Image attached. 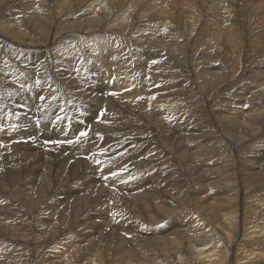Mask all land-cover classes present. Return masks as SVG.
I'll use <instances>...</instances> for the list:
<instances>
[{"label": "bare ground", "instance_id": "bare-ground-1", "mask_svg": "<svg viewBox=\"0 0 264 264\" xmlns=\"http://www.w3.org/2000/svg\"><path fill=\"white\" fill-rule=\"evenodd\" d=\"M23 1L24 0H0V38H5V39L9 38L12 43L17 44V45L11 44L12 46H15L13 49L14 51H12L13 53H17L18 49H25V48L27 52L30 53L31 50H33L35 47L38 46V42L41 39V37L44 40H46L45 47L36 48V51L38 52H33L31 58L37 61L34 64L35 67L39 68L42 67L44 64L43 61H39L41 58V54L44 52V50L48 54H50L51 51H54V57L51 59L53 61L51 67H49L48 70L35 72V74H41L40 77L44 83L42 89L43 92L54 90L56 92L59 91L65 94L73 84V81H77L79 79L80 81H82L81 86L78 87L79 90L78 95L70 94L67 95L63 101L56 102L55 100H53L50 102L51 111L47 113V115H49L50 117L47 118H50L49 120L54 121L56 118H58L57 115L59 114V112H62L63 114H66L67 117L65 118L62 117V119H60L57 125H61L69 120L75 123V126L80 125V123H87V122L92 123L94 127L91 128L93 129V132L88 137L89 149L84 148L83 146L80 145L77 146L79 147L77 149L81 148L82 154H85L84 152H87V154L85 155L86 157L92 158L93 156H97L98 158H112V159L114 158L115 160L118 158H124L125 146L130 145V143L132 142L131 141L125 142V140L123 141V139L120 138L118 139L116 137L118 136L116 135L117 133L111 134L110 129L99 126V123H97V118L100 117L101 119V117H103L102 121L105 120L111 121L113 127L120 128L121 130L120 135H121V133L123 132L122 130H124L123 129L124 127L125 130L129 128V126L133 127V124H131L133 123L131 122L133 118L131 119V117H128L129 116L128 114L132 116L128 110H130L129 108L132 109L136 108L132 106L134 102L137 104L136 100H134L135 99L134 97H138L141 94H143L140 93V90L141 91L145 90V92H148L153 95H157L154 96L157 98L151 100L152 103H150L149 101L151 98L146 101H140V102L139 99L136 98L138 99L139 102L137 108L139 107L153 108V109H157L159 113L160 112L161 113L160 115L159 114L153 115L152 119L151 117H149V120L151 119L149 123L147 124L143 123L144 125L141 124L140 127L138 128L145 131L150 130V132L148 133L150 137L142 136L143 133H141L142 137L139 138L138 136L140 135L139 134L140 132L135 133L137 129L133 131L134 134L136 135L138 134L137 135L138 139L137 140L136 138L134 139L137 141L138 145L139 144L142 145L141 152L144 151L142 158L140 159L142 160V162L143 160L145 161L149 160L148 155L150 151V145L151 143L154 144L153 141H155L160 146L162 150V154L168 152L169 155L171 156V157L168 156V158L170 160L172 159L173 162L177 164L174 167L172 164L169 163L170 162L168 161L169 159L167 160L166 158H163V160L166 159L168 163L166 162L162 164V166L164 165L162 167L163 170L161 173H159L160 171L159 170L158 173L162 176L164 174L163 177L165 178H160L161 177L160 176L159 179H156V176H152V175L146 176L145 172L142 174V171H136V175H137L136 178L133 179V181L130 182L129 184L127 183L128 185H125V183L122 182L125 180V178H113L112 179L113 182L117 184L118 186L117 188L119 189L116 190L114 195H110V196L109 194L113 193L111 192L113 188H111L108 191L102 189L96 182L90 179L89 176L90 173H87L84 170L86 168L83 169L82 167L77 166L75 169L69 170L68 174H70V177L68 176L69 179H67L68 185L65 184L67 186H69L70 184L72 186L78 187L77 190L75 189L66 190V187L62 186L64 188H61L59 185H58L59 187L57 188L48 189L41 199L42 202L44 201V203L41 204L42 206L38 204L37 207L32 212L29 211L28 208V205L31 202L30 198L28 200L26 199L27 201L25 203L22 201L24 204L22 203L19 204V201H16L17 204H11V203L8 204L7 202L6 203L8 204L7 206H5L4 208L0 207V221H4V222L6 221V223L8 221L15 222L14 224H18L17 226H21L22 232H21V236L16 238L14 243H11L12 246L16 249L14 251L10 250V252L12 251L11 253L8 251V253L10 254L4 253L3 255H0V262H2V260H5V264H264V210L262 209L264 208L263 207L264 195H262L264 194V158L254 159V160L247 159L251 164L250 169L252 172V179L254 177L257 178H254L255 180H254L253 188L250 187L252 189L248 191L249 193L246 192L248 194V197H246L247 194L245 195L244 189H242L243 183L241 182L237 183L236 181V178L238 177L237 173L236 171H232L233 168H235L234 161L230 162L232 165H229V162L226 161H225L226 165H220V162L221 164L225 162L220 160L218 161L217 158H213L212 155L213 153H211L210 150L211 148L210 143L212 141L210 143L205 142L206 144L201 143L206 140L203 139L202 137L203 135L192 138L193 141H185L186 137L184 136V134H181L182 131L184 132L190 131V133L191 131L196 132L195 131L196 123L195 125H190L191 123L190 120L193 116L192 115L193 111H197V109L199 108L198 105L201 102L199 101L200 98L198 95L199 91L197 92V89L195 87H193L194 91L192 90L193 88L191 89L192 91H190L188 90L189 88H185V85L183 84V81H185L186 79V75L191 76L194 74L193 68L190 67L189 69H185L186 65H184V62L182 64L181 61H184V56L188 55L191 52L190 50H192L193 47L195 46L196 48L198 47L202 48L199 49L198 54L201 59V63L203 64H208V61L212 56L215 58H220L222 59L223 62L226 63L227 60L229 62L230 61L234 62L235 60L236 62H238V64H240L239 61L240 59L242 60V55H241L242 50L240 51L239 48V43L242 38H237V35H239V33L237 29H234V26L237 24V21L234 19L233 16L234 14H231L232 12L229 13V9L233 8L232 7L233 3L230 6L226 7L223 1L219 0L220 1L219 3L221 5L220 6L218 3H216L217 0H214L215 2H212L213 0H205V2H202V4L205 3L207 5L205 6V8L207 7L209 8L207 9V12H205V17L202 18L203 14L201 13V9L198 8L197 6L198 0H56L57 2L55 0H30V5L32 6V8L27 9L26 11H23V9L20 7ZM263 5H264V0H263ZM192 6H193L192 18H194V16L197 15L201 16V18L205 23H209L210 25L216 26L218 29H220V31L222 32L221 37L218 35L217 37L214 38L213 37L212 38L208 37L203 39L199 37L196 39L193 38V44L191 43L192 46L189 47L190 41L192 39L187 40L186 38V40H183L181 38V36L183 38H185L186 36L180 33L181 31L179 28L180 24L177 22L178 14L176 10L182 9L181 7L191 8ZM258 6L260 7V5ZM201 8H204V5L201 6ZM31 9H34L35 12V16L33 18L34 22L32 19H30L31 15H28V11H30ZM255 12H257V10ZM250 14L251 11H249V13L246 15L248 16ZM175 24L178 26L176 27ZM36 25H38V27H35ZM178 32L181 34V36L178 35L179 34ZM25 33H27L28 35ZM82 37L85 38L86 46H81L80 44L77 43V41L72 40L73 38H82ZM22 38L25 39L26 41H33V44L31 46H26V45L24 47L21 46L23 44ZM209 42L211 44L213 43L214 45H217L216 47L213 46V48L220 49V51H215V50L213 51L211 50L212 47L210 46L207 47V44ZM3 43H4V39H3ZM160 44L162 45L163 49L159 47ZM177 47L179 49H177ZM230 49L231 52L230 54L226 55V59H225L224 52H227ZM159 52H161L160 54H162V57L163 55L167 57L170 56L171 57L170 61H172V63L174 62V64H170L171 62L168 61L169 59L167 60L168 61L167 63L165 62L166 59L163 61V63L165 62L164 65L158 64V62H160L161 59L159 58L158 55ZM261 55L264 56V49ZM246 57L247 55L245 56V58H243L245 59V62L243 63V66L241 68V74L239 75V78L237 79L236 83L241 84V81L245 80V86H254L259 90V88L261 87L259 86V83H257L259 79V77L257 76V70H259V68L261 67H264V58H261L260 60H257L254 63V60H256L257 57H260V55H256L254 57L252 56L251 61L246 60ZM51 60L48 61V64H50ZM128 63H132L133 66L131 69L130 67L128 68L127 66ZM142 64L144 66H147V68L151 69V71L154 72L155 74L153 75V73L151 71L149 72L148 70V74H150L149 75L150 77H148V75H145L144 70L142 69ZM239 70L240 69H238V71ZM258 74H260V76L262 77L264 75V73H259V72ZM155 75L157 76L156 78L152 77ZM243 75H247V76L243 77ZM19 76L23 77L29 75H28V70L24 67L23 63L18 59H14V63L11 65H8L7 61L0 64V77L12 78V80L18 86L16 89V94L8 102V104L11 105L16 111L19 110L18 106H25V100L22 96V93L28 90L27 83L21 78H16ZM151 77L154 79H152ZM196 78L197 81L201 80V82L199 81L201 84H199L200 86L199 85L198 86L201 93H204L202 89L205 87L204 84L205 85L207 84V82H205V78H200V77H196ZM231 78L232 77H230V80L233 81ZM158 81L161 82L163 81V82L158 84L157 83ZM206 88L207 86L205 87V89ZM225 89L227 88H224V90ZM262 89L264 92V87ZM7 90L8 89L2 83H0V91L4 92L5 94ZM161 91L162 92L164 91L163 95L158 96L159 93L161 94ZM40 92L41 91L34 90V93H36L37 95ZM257 92H255L254 95H252V97L248 98L249 99L248 101L247 100L244 101L243 104L239 102L238 104H236L234 101L233 106H231V103L229 102L230 99L224 101L223 98H220L219 103H213L210 102V95H209L208 98H206L205 96L206 99L203 100L204 103L207 101L209 102L208 108L211 114L214 106H215V110L219 109L216 112L220 114H213L215 115L213 116V121L214 119H216L218 124L222 126L220 123L222 122V120L226 119V121L230 126V130H232L233 127H235V135L232 136L234 137L233 139L234 141H230V135H228L227 133L226 135H224V139L222 140L232 150L239 151L241 147L245 146L243 145L244 143H246L249 140H256L258 136H261L260 126L264 127V93L263 95H259V93ZM4 94L2 95L0 94L1 95L0 98H2ZM103 95L104 97L102 99ZM178 95H181L183 97L181 101L180 100L178 101V99H180L178 97L177 100L175 99L176 96ZM132 96H134L133 97L134 99H132ZM201 97L203 96L201 95ZM147 98L148 96L146 97V99ZM173 100H176L177 102ZM3 103H7L5 97ZM246 104H248L249 106L248 108L246 107L247 110L245 108ZM180 105H181L180 107L181 109L179 110H182L184 112V115H186L188 112L189 113L191 112V115L186 118L185 122L177 123L181 127L180 133H177L176 129L173 132L174 133L173 136L179 139L181 143L177 142L176 147H174L173 149H168L169 147L167 148L164 145V143H166L172 138V134L170 132L171 129L168 128L167 130V127H164L163 125L164 121L162 123L161 120L160 121L157 120L160 119L161 116L162 118H165L168 109H171L173 107L176 108ZM1 109L2 107H0V110ZM102 109L105 110L104 115L102 114L101 116L95 115L96 111L98 113V111H103ZM80 110L83 111L82 115L81 113L78 112ZM243 113H246L244 114L243 119L238 121V119L241 118L239 115ZM26 114L29 117L23 116L21 111L16 114V118L19 119V122L21 123V127L25 131L20 136H22L23 138L29 136L30 138L34 137L33 139H35L37 133L35 132L32 125H29L27 123L32 113L30 111L27 112ZM33 114H35L34 110H33ZM53 117L56 118L52 119ZM181 117L183 118V116ZM140 120H138V122ZM178 121H180V119ZM125 122H126V126H125ZM167 122H169V120ZM43 124L39 129V133L40 131L43 130L42 131L43 133L50 134L51 137L58 135V132H56L55 130H49L48 127ZM52 125L55 126L54 123ZM160 127H162V130L165 128L164 131L160 130ZM175 128H177V125ZM10 131L12 130L10 129ZM168 132H170V136H166ZM64 134H68L66 132V129ZM124 134H128V133L124 131ZM187 135L189 136V134ZM102 136H104V138ZM38 140H39L38 143L40 141L42 142L41 137H39ZM9 141H11V138L9 139ZM173 141L172 143H174ZM36 142L37 140H35L33 143ZM252 142L253 141H251L250 143ZM32 145H33L32 143L28 144V142L27 145H23L20 147L16 145L17 147H13L12 149H10L6 155L9 156L10 158L22 156L24 158L22 160H25L23 161L25 166H26V159L29 163L33 162L30 168L32 173L30 174L27 171L29 168L26 169L28 174H30L29 175L30 179H28V181L26 179V181L28 182V185L35 184L38 187H41L42 182L40 180L41 178H43L44 174H46L47 169L46 168L44 170L37 169L38 166L34 164L38 162L41 163L42 165V162H47L50 165L51 160L48 157H46V155L42 157V154L45 153L44 152L42 153L39 150H34ZM110 145H112L111 146L112 148L109 147ZM151 147L153 146L151 145ZM66 148L72 149L73 146H68ZM45 150L43 149V151ZM104 151H106L107 154H109L108 157H106V155L101 156L100 153ZM68 153H69L68 155L71 154L70 152ZM139 153L140 151L134 152L133 156L129 155L131 157L127 158L126 160L129 161L133 157L137 156ZM182 155H185V157L182 158L181 157ZM72 156L74 155L72 154ZM10 158L7 160L9 161ZM43 158L45 159L42 160ZM12 160H14V158ZM63 160L64 159H61L62 162L59 163L64 164L65 161ZM160 160L156 158L151 161L156 162L157 165H161L162 160L161 161ZM4 161L5 160H3V162ZM105 162L106 161H104V163ZM123 163L125 162H121L119 164H123ZM48 164H46V166H48ZM112 164L114 165V163ZM205 165L206 166L208 165V169L213 171L207 174H202L197 178L193 177L200 170L203 171L204 170L203 166ZM14 167H16L15 164ZM178 169L182 173V184L183 185L189 184L191 187V191H194L195 193H200L201 191H206V189H208L207 192L204 193L205 194L204 201L202 204V206H205L207 209L212 204V201L216 200V198L218 199L222 197L221 199H223L225 203V200L235 202L237 193H239L240 196H242V200L240 199L241 200L240 204H238L235 207H231L230 205L232 203L230 204L228 202L229 204H227L226 201L227 205L225 204L226 206H224V208L226 209L223 208L224 210L223 209L218 210L219 207L217 208V210L220 211L219 214L222 216L220 217L222 218L220 219L222 220V224L218 219L219 214L218 216H213V217L216 219L217 222H220L219 224H221V226L219 227L221 229L218 226H214V229L210 231L209 227L206 226V229L210 231L209 233H206L207 232L206 230H203L202 232H185L186 239L190 238L194 242V244L197 245L194 247L192 242L188 244L181 243L180 238L177 237L179 234L177 235L175 233L176 231L179 230V224L181 223L182 216H180L179 213L181 212L180 209L182 207L180 206L178 209H174L173 207H177L178 205L176 206V204L174 205L173 203L169 202L171 205L173 204L171 206L170 204L166 203V201L164 200L163 202H160L161 197L159 196V192H158L160 190L159 187H161L160 184L164 183L166 179L171 180L170 182L171 185L174 184L175 183V181L173 180L174 172H171V170H178ZM13 170L14 169H12V171ZM111 170L114 171V169ZM56 171L57 173L54 174L55 180L52 179L54 182L60 181L61 178L60 176L62 175L58 170ZM83 171L84 173L81 174ZM113 171L112 172L101 171V172L104 173L105 175L109 174V176L108 175L106 176L110 177V175L116 172ZM121 172L124 173L125 171L121 169ZM10 173L12 172L10 171ZM190 173L192 174L193 178L189 176ZM37 174L38 176H36ZM23 175L24 174L22 173V176ZM152 179H156L159 182L156 183V180L152 181ZM231 179L234 180L231 181ZM50 180L48 179L45 182V184L51 183ZM250 185L252 186L251 181H250ZM88 187L93 188L90 189L92 190L91 193L93 194L91 200H85L84 198L83 199L84 203L80 204L81 196L78 195L80 196V198L78 196L73 197V199H75L74 202L82 206L81 208L82 212L80 213L78 212V214H80L78 216L79 217L84 216L82 218V221L84 223L77 224L78 226L76 225L72 227L71 230L67 231L68 233L73 234L72 229L74 228L75 233L77 234V235L73 234L74 237L73 238L71 237L72 240V242L70 243L71 248L67 247V243L70 240V236L69 239L66 237L62 238V239H66L65 245L61 243V240L58 241V239H56L57 241L55 242L50 241L51 243L49 242V244L46 245H43L42 242L38 241L36 237V233H39L42 228L46 229V227H47L46 231L48 232V227L51 226L50 223L52 222V220L51 222H48L38 219L39 217L38 214H42L43 212V210L41 211V208L47 205L49 206L51 202L49 198L54 196H59L60 200L61 198H64V200L61 201L67 202L73 194H80L81 191L85 189L89 190ZM210 188H217L218 191L215 189H211V191L213 192L211 193L209 190ZM8 189H10V187H8ZM245 189L247 190L246 187ZM8 192L7 194H9ZM85 192L88 191L85 190ZM163 193H165L164 190ZM195 193H193L192 195H196ZM165 194L169 195V193H165ZM20 195L18 196L20 197ZM22 196H25V194L23 193ZM32 196L35 195L33 194ZM89 196L87 197L89 198ZM7 197H9V195ZM249 198L262 199V201L259 202V208L255 207L252 211L249 212V209L245 206V203ZM194 199L196 200V197H194ZM116 200L119 203V205L120 203H124V206L126 208L128 207V205L131 206L134 205L133 206L134 208L132 209L130 208L131 209L130 211L136 213L135 215L136 217L142 215H148L149 213L154 214L155 211H159L160 213L162 212L165 217L170 218L169 219L171 221L170 225H172L170 227L173 230L170 232L166 231L167 233L162 234L160 230L154 229L146 232L136 228L137 229L136 232L134 231L133 224L127 221H125V228H124V223H120L116 226L114 225L112 226L111 225L113 223L112 221L111 224H106L105 223L106 219L103 217V215L106 212L115 211L116 209L115 207L117 204L114 201ZM111 202L112 203L114 202V205H111L112 204ZM0 204L2 203L0 202ZM109 205H111V207H109ZM214 205L217 204L215 203ZM221 205L223 204L221 203ZM151 206L153 212H151V210L149 209ZM122 209L124 210V208ZM44 211L47 210L45 209ZM252 213H255V216H253ZM88 216L89 217L98 216V220H94V219L92 220ZM152 216L153 215H151L150 219L152 218ZM120 217L121 216H119V218ZM161 218L163 217L161 216ZM10 223L8 222L6 224V227H4L3 229L4 231L6 230V228H8L7 226H9L8 224ZM2 224L0 222V226ZM55 227L53 229H55ZM117 228L122 229L125 232L124 233L125 236L121 235L119 230H117ZM10 230L13 233L16 231V229L14 231L11 228ZM42 232L43 231H41V233ZM53 232L52 233L50 232L51 235H53ZM1 233L3 234V232ZM68 233L65 234L69 235ZM92 235H100L101 238H103V240L105 238H109V242L106 243L108 244L106 250L104 249L102 250L100 247L102 241L99 240L98 242H96V240L93 239L95 237L92 238ZM34 236H35V240H34ZM0 237H2V235ZM21 237H23L22 239H24L23 242L20 241ZM125 238L132 240L125 241ZM6 239L10 240L8 238ZM139 240L143 241L144 243L138 244ZM242 240H246V242L242 243L241 242ZM112 243L116 245V247L114 248L115 252L112 250L114 252L113 255H111L112 252L110 253V249H109L113 245ZM130 244L132 245L130 246ZM20 246L22 249L19 250L18 247L20 248ZM3 247L4 246H2V248ZM82 248L84 249L83 251ZM216 248H218L219 250H216ZM103 251H106V253L103 254ZM111 256L113 257L111 258ZM91 257H94L96 259L94 258L90 259ZM98 260L99 262H97Z\"/></svg>", "mask_w": 264, "mask_h": 264}, {"label": "rangeland", "instance_id": "rangeland-1", "mask_svg": "<svg viewBox=\"0 0 264 264\" xmlns=\"http://www.w3.org/2000/svg\"><path fill=\"white\" fill-rule=\"evenodd\" d=\"M220 1H223V3L225 4L226 7L227 6H230L233 3L232 4V7L233 8H230L229 9V13L232 12L231 14H234L233 15L234 16V19L237 21V24L234 26V29H237L238 30V33H239V35H237V38H242L240 40V43H239L240 51L242 50V52H241L242 60L240 59V61H239V63L241 65L238 64V62H236L235 60H234V62L233 61H230L229 62L227 60V63H226V62H223L222 59L215 58L213 56L208 61V64H203V63H201V59H200L199 54H198L199 49H202V48H199V47L196 48L194 46L193 49L190 50L191 52L188 55H185L184 56V61H181V62H182V64L184 62V65H186L185 66L186 68L184 67L185 69H189L190 67L194 69L193 70L194 74L191 75V76H189V75L187 76L186 75V79H185V81H183V84L185 85V88H189L188 90H190V91H192V90L194 91V88L193 87H195L197 89V92L199 91L198 92V95L200 97L199 98V101H201V102L198 105L199 108L197 109V111H193V113H192L193 116H192V118L190 120V122H191L190 125H195V123H196L195 128L197 130L194 128L196 132H192V131H191V133H190V131L189 132L188 131L187 132H184V131L181 132V127L177 123L178 122H180V123L185 122L186 121V118L191 115V112L190 113L189 112L187 113L189 115H187V114L184 115V112L182 110H179V109H181L180 108L181 105L178 106V107H176V108L173 107L171 109H168V111L166 112L167 114L165 115V118H162V116H161V118L158 119L157 121H160L161 120L162 123L164 121V123H165V124L163 123L164 127H167V130H168V128L171 129L170 132L172 134V138L170 140L168 139L169 141H167L166 143H164V145L167 148L169 147L168 149H173L174 147H176L177 146V142L181 143L179 139H177V138H175L173 136V134H174L173 132L175 131V129H176L177 133H180L181 132V134H184V136L186 137V140L185 141H193L192 138H195V137H198V136H201V135H203L202 136L203 139H206L205 141H203L201 143L206 144V143H210L212 141L210 143V145H211L210 150H211V153H213L212 154L213 155V158H217L218 161L220 160V161H224V162L225 161L226 162H229V165H232L230 162L231 161L232 162L234 161L235 168H233L232 171H236L237 176H238L236 178V181H237V183L238 182L243 183L242 189H244V193L246 195L247 194L246 192L250 191L253 188L254 180H255L254 178H257V177H254L252 179V172H251V169H250L251 164L249 163V160H247V159L254 160V159H263L264 158V127L260 126L261 127V136H258L256 138V140H249V141H247L246 143L243 144L245 146L244 147H241L239 151L238 150H232L222 140L224 139V135H226V133H227L228 135H230V141H234L233 140L234 137H232V136L235 135V127H233V129L230 130V126H229L228 122L226 121V119L225 120H222V122L220 123L222 126H220L218 124V122L216 121V119H214V121H213V116H215L213 114H220V113L216 112L219 109L218 110H215V106H214L213 109H212V114H211L209 112V108H208V103L209 102L207 101V102L204 103L203 100H205L206 98H208V96L210 95V102L219 103V99L220 98H223L224 101H227L228 99H230L229 102L231 103V106H233L234 101H235L236 104H238V102L241 103V104H243L244 101H246V100L248 101L249 100L248 98L252 97V95H254V93L257 92V91H258L257 93H259V95H263L264 92H263V89L262 88L264 87V75L262 77V76H260V74H258V72L259 73H264V67H261V68H259V70H257V76L259 77L257 83H259V86L261 87V88H259V90L256 87H254V86H245V80H242L241 81V84L240 83H236V81L239 78V75L241 74V68L243 66V63L245 62V59H243V58H245L246 55H247L246 60H248V61H251V57L252 56L254 57L256 55H260V57H257L256 60H254V63L257 60H260L261 58H264V56L261 55L262 52H263V49H264V5H263V0H238V1L237 0H220ZM220 1L217 0L216 3H218L220 5V3H219ZM202 2H205V0L204 1L198 0L199 5L197 3V6H198V8L201 9V13L203 14L202 18H204L205 17V12H207V9L209 7L205 8V6H207V5L205 3L202 4ZM212 2H215V1L213 0ZM203 5H204V8H205L206 11L204 10V8H201V6H203ZM258 5H260V7ZM20 7L23 9V11H26L27 9L32 8V6L30 5V0H24L23 3L20 5ZM181 8L182 9L176 10V12L178 14L177 22L180 24V26H179V28L181 30L180 33L183 34V35H185L186 37L184 36L185 38H183L179 32H178L179 33L178 35L181 36V38L183 40H186V38H187V40H191L192 39L190 41V46L189 47H191L192 44H193V38H195V39L198 38V37L199 38H202V39L203 38H208V37L209 38H212V37L214 38V37H217L218 35L221 37V33L222 32L220 31V29H218L216 26L210 25L209 23H205L203 21V19L201 18V16H198L197 15V16H194V18H192L193 6L191 8H185V7H181ZM254 10L255 11L257 10V12H255ZM249 11H251V14L247 16L246 14H248ZM28 15H31V18L30 19H32L33 22H34V19H33L34 16H35L34 9H31L30 11H28ZM175 26L177 27L178 25L175 24ZM35 27H38V25H36ZM25 34H27V33H25ZM3 39H4V43H3ZM72 40L73 41H77V43L80 44L81 46H86V41H85V38H83V37L82 38H73ZM45 41L46 40H44L41 37V39L38 42V46L35 47L33 50H31L30 53L27 52L26 48L25 49H18L17 50V53H13L12 51H14L13 49H14L15 46H12V45H15L16 43H12L9 38H7V39L0 38V64L7 61L8 62V65H11V64L14 63V59H18L19 61H21L23 63L24 67L28 70V75H29V76H23V77H20V76L19 77H16V78L23 79L27 83V86H28V90H26V91H24L22 93V96H23V98L25 100V106H18V109L19 110H17V111L11 105H9L8 102L16 94V89H17L18 86L12 80V78H9V77L8 78L0 77V83H2L8 89L5 94H4V92L0 91V94L1 95L4 94V96L2 97L3 99L0 98V107H2V109L0 110V160H1L0 161V166H1L0 167V183H1L0 184V192L2 194V195L0 194V202L2 203V204H0L1 205L0 207L4 208L9 203H11V204H17L16 201H19V204L20 203L24 204L30 198L31 202L28 205V208H29V211L32 212L37 207L38 204L41 205L42 203H44V201L42 202L41 199H42L43 195L46 193V191L48 189L57 188V187L60 186L61 188L66 187V190H72V189L77 190L78 187L72 186L70 184H69V186H67L68 185L67 184L68 183L67 182V179H69V177H70V174H68L69 173V170L70 169H75L77 166H80L83 169L86 168L84 170L87 173H90V175H89L90 176V179H92V181L96 182L102 189L108 191L111 188H113L112 189L113 191L111 190V192H113V193L109 194V196L110 195H114L115 192H116V190L119 189V188H117L118 187L117 184H115L113 182V180H112L113 178H125V180L122 181V182L125 183V185H128L130 182L133 181V179L136 178V176H137L136 175V171H142V174L145 172L146 176L147 175L156 176V179H159L160 176H161L160 178H165V177H163L164 174H163V176L159 174L163 170L162 167L164 165L162 166V164H164L166 162L168 163V161H170L169 163L172 164L175 167L177 163L173 162L172 159L170 160L168 158V156H170L168 152L162 154V150H161L160 146L155 141H153L154 144L151 143V145L153 147H151V145H150V151H149V155H148V159L150 161L149 160L148 161L143 160V162H142V160L140 158H142V155H143L144 151L141 152L142 145L141 144L138 145V143L136 141L138 139V137L139 138H141L142 136L150 137L148 135V133L150 132V130L149 131H145V130L138 129V128L140 127L141 124L144 125V124L149 123V121L152 119V116L153 115H155V114H159L160 115V113H161V112L159 113V111L157 109H153V108H147V107H139V108H137L138 105H139V102L140 101H146V100H148V99L151 98L149 101H150V103H152L151 100H154V98H157V97H154V96H157V95H153V94H150L148 92H145V90H142V91L140 90V93H143V94H141L142 96L141 95L138 96V97L132 96V99L135 98L134 100H136V102H137V104L134 102V104L132 106L133 107H136V108L135 109L129 108L132 111L128 110L133 117L130 116V114H128L129 116L127 114L126 115L128 117H131V119L133 118L136 122L132 119L131 122H133V123H131V124H133V127L129 126V128H127L126 130H125V127H124L123 128L124 130H122L123 132L121 133V135H120V131H121L120 128L113 127L112 124H111V121H108V120L102 121V118L103 117H101V119H100V117H98L99 119L97 118V123H99V126H101L103 128L110 129V133L111 134L117 133L116 135H118V136H116V137L118 139L119 138L120 139H123V141L125 140V142L126 141L127 142L128 141H131L132 142V143H130V145L125 146V157L124 158H118L116 160L114 158L113 159L112 158H98L97 156H93L92 158L91 157H86L85 155L87 154V152H84L85 154H82L81 148L80 149H77V148H79V147H77L78 145L83 146L84 148H88L89 149V142H88L89 139H88V137L93 132V129H91V128L94 127L92 125V123H88V122L87 123H80V125L75 126V123H73L71 120H69V121H67V122H65V123H63L61 125H57V123L60 121V119H62V117L63 118L67 117L66 114H63L62 112H59V114L57 115L58 118H56V117H53L52 118V119H54V118L57 119V120L56 119L54 120L55 122L53 120H49L50 118H47V117H50L49 115H47V113L49 111H51L50 102L53 101V100H55L56 102L63 101L66 98V96L67 95H70V94L78 95V93H79L78 87L81 86V82L82 81H80V79L77 80V81H73V84L67 90V92L65 94L62 93V92H59V91L56 92L54 90L47 91V92H43L42 89H43L44 83H43V81H42V79L40 77L41 74H35V72L36 71H39L40 72V71H43V70H48L49 67H51V65L53 63V61L51 59L54 57V51H51V53L48 54L44 50V52L41 54V58L39 60V61H43L44 64H43L42 67H39V68L35 67V64H34L37 61H35L34 59H31V58H32V53L33 52H38V51H36V48L45 47ZM248 41H249V43H248ZM255 41H257V42H255ZM22 43L23 44L21 46H23V47L25 45L26 46H31L33 44V41H26L25 39L22 38ZM163 43H165V42H163ZM163 43H162V45H163ZM242 43H243V45H242ZM162 45L160 44L159 47H161L163 49ZM208 46L212 47L211 50H213V51L214 50L215 51H220V49L213 48V46H215V47L217 46V45H214L213 43L211 44L209 42L207 44V47ZM177 49H179V48L177 47ZM230 52H231V49L228 50L227 52H224L225 53V59H226V55L230 54ZM160 53L161 52H159L158 55H159V58H161V59H160V62H158V64H163L164 65L165 62L167 63L168 61L171 62L170 64H174V62L172 63V61H170V59H171L170 56L167 57V56H164L163 55V57H162V54H160ZM227 58H228V56H227ZM49 60H51L50 64H48V61ZM164 60H165V62L163 63ZM127 66H128V68L130 67V69H131L133 65H132V63H128ZM237 68L240 69V70L238 71ZM142 69L144 70L145 75H148V77H150L149 76L150 74H148V70L150 72L151 69L147 68V66H144L143 64H142ZM152 73H153V75L155 74L154 72H152ZM244 76L246 77L247 75H243V77ZM152 77L156 78L157 76L155 75V76H152ZM191 77H193V78H191ZM196 77L205 78V82H207V84L206 85L204 84V86L205 87L207 86V88L205 89V87H204L202 89L204 93H201V91L199 89V86H200L199 84H201L200 83L201 80H199L200 82L197 81V78ZM230 77H232L231 79L233 81L230 80ZM154 78H152V79H154ZM194 81H195V83H194ZM162 82L161 81H158L157 83L160 84ZM196 86H198V87H196ZM220 86L221 87L223 86L222 89H221ZM224 88H227V89L224 90ZM204 89H205L206 92L204 91ZM34 90H38V91H41V92L37 95L36 93H34ZM163 92L161 91V94L159 93L158 96H162L163 95ZM87 95H88V93H87ZM201 95L203 97H201ZM145 96L146 97L148 96V98L146 99ZM205 96H206V98H205ZM4 97L6 98L7 103H3L4 102ZM103 97H104V95L102 96V99H103ZM177 97L180 98V99H178ZM136 98L139 99V102H138V99H136ZM173 98H175V97H173ZM182 98L183 97L181 95H178V96H176L175 99L176 100L178 99V101L179 100L181 101ZM176 100H173V101L177 102ZM246 107L247 108L249 107L248 104L245 105V108ZM247 108H246V110H247ZM33 110H34L35 114H33ZM163 110H166V109H163ZM20 111H21L22 115L25 116V117L27 116L26 113L31 111L32 115H30V118L28 119V122L27 123L29 125H32V127L35 130V132L37 133V136H36L35 139H33L34 137L33 138H30L28 136V137H24L23 138L22 136H20L23 132H25L23 130V128L21 127V123L19 122V119L16 118V114L18 112H20ZM104 111L105 110L98 111V113L96 111L95 112V115H97V116L98 115L101 116V114L104 115ZM78 112L81 113V115L83 113V111H81V110L78 111ZM172 113H173V115H172ZM177 113L179 114V117H178V114ZM198 113L201 114V115H199ZM244 114H246V113H243V114H240L239 115L241 118L238 119V121L241 120V119H243ZM181 116H183V118ZM27 117H29V116H27ZM149 117H151L150 120H149ZM170 119H172V120H170ZM179 119H180V121H178ZM138 120H140L139 121L140 123L138 122ZM168 120H169V122H167ZM50 121H51V123H50ZM199 121H200V123H199ZM43 122H44V124H43ZM52 122L55 124V126L52 125L53 124ZM215 122H216V124H215ZM42 124L45 125V126H47L49 130H55L56 132H58V135L51 137L50 134L43 133L42 132L43 130L40 131V133H41L40 134L39 133V129H40V127H41ZM176 125H177V128H175ZM50 126H52V127H50ZM125 126H126V122H125ZM221 127H222V130H221ZM55 128H57V129H55ZM10 129L12 131H10ZM65 129H66V132L68 134H64L65 133ZM164 129L162 130V127H160V130L164 131ZM60 130H62V131H60ZM129 130H130V132H129ZM134 130H136L135 133H139L140 132L139 133L140 135L138 137H137L138 134L137 135L134 134V132H133ZM124 131H126L128 134H124ZM132 132H133V134H132ZM170 132H168L166 134V136H170ZM221 132H222V134H221ZM42 133H43V136H42ZM141 133H143V135ZM187 134H189V136ZM9 135H11V136H9ZM15 135H17V136H15ZM45 135H46V137H45ZM59 135H62V136H59ZM68 135H70V136H68ZM39 137L42 138V142L40 141L38 143V141H39L38 138ZM56 137H57V139H56ZM102 137L104 138V136H102ZM129 137H130V139H129ZM10 138H11V141H9ZM13 138H15V139H13ZM134 138H136V140ZM58 139H59V141H58ZM173 139H174V141H173ZM35 140H37V142L36 143H33ZM172 141L174 143H172ZM183 141H184V139H183ZM251 141H253V142L250 143ZM27 142H28V144H31V143L33 144L32 147H33L34 150H39L42 153L44 152L45 154H42V157L44 155H46V157H48L51 160L50 165L47 162H42V165H41V163H38V162L34 164V165L38 166L37 169H41V170H44L45 168L47 169L46 174H44L43 178H41V180H40L42 182L41 187H38L35 184H29L28 185V182H27L28 179H30L29 178V175L32 173L31 170H30V168H31L33 162L29 163L27 161V159H26V166H27L26 167L25 164H24V162H23L25 160H22V159H24L22 156L13 157L14 160H12L13 159L12 157L10 158L9 156L6 155L9 152V150L12 149L13 147H17V146L20 147V146H23V145H27ZM115 143H118V142H115ZM155 143H157V144H155ZM68 146H73V148L72 149H67L66 147H68ZM111 146L112 145H110L109 147L112 148ZM127 148H129L130 150L127 149ZM153 148L155 149V151H154ZM43 149L44 150L47 149V150L43 151ZM132 149H133V151H132ZM53 151H54V153H53ZM106 151L101 152L100 153L101 156L106 155V157H108L109 154H107ZM137 151H140V153L137 156L133 157L129 161L126 160L127 158L133 156V153L134 152H137ZM68 152H70L71 154L68 155L69 154ZM150 152H152L154 154V156ZM72 154L74 156H72ZM214 154H216V155H214ZM19 155H21V154H19ZM65 155H68V156H65ZM129 155H131V156H129ZM181 157L184 158L185 155H182ZM9 158H10V160L8 161L7 159H9ZM16 158H17V160H16ZM152 158L153 159H156L157 158L158 160L161 159L162 160L161 165H157L156 162L151 161V160H153ZM163 158H166L167 160L168 159L169 160L168 161L166 159L163 160ZM44 159L45 158H43L42 160H44ZM61 159H64L63 161H65V163L66 162L67 163L66 164L64 163L65 165L62 164V163H59V162H62ZM3 160H5L4 161L5 164H4ZM104 161H106L105 162L106 164L104 163ZM12 162L15 164L16 167H14V164ZM102 162H103V165H102ZM110 162H111V164H110ZM121 162H125V163L119 164ZM226 162L223 163V164H221V162H220V165H226ZM112 163H114V165ZM9 164H10V166H9ZM46 164H48V166H46ZM116 164H117V167L118 168L116 167ZM142 164H143V167H142ZM101 165H102V167H101ZM17 166H18V168H17ZM19 166H20L21 169L19 168ZM110 167H111V169H114V171H116V172H114L113 170H111ZM126 167H127V169H126ZM203 167H204V170L203 171L200 170L193 177H196L197 178V177L201 176L202 174H207V173L213 171V170H209L208 169V165L207 166L205 165ZM11 168L14 169V170L12 171ZM27 168H29L27 171L30 174H28V172L26 171ZM121 169L123 171H125L124 172L125 174L123 172H121ZM148 169H149L150 172L148 171ZM24 170H25V172H24ZM56 170H58L60 172V174H62L60 176L61 177L60 178V181H58V182H56V181L54 182L52 180V179L55 180V178H54L55 175L54 174L57 173ZM10 171L12 173H10ZM88 171H90V172H88ZM101 171L102 172L103 171L104 172H109V171L112 172L113 171L116 174L113 173L112 175H110V177H108L109 174H106V175H108V176H106ZM158 171H159V173H158ZM232 171H230V172H232ZM117 172H119V173H117ZM171 172H174L173 173L174 174L173 180L175 181V183L171 185L170 184L171 180L170 179H166L164 183L160 184V186H161V187H159L160 190L158 189L159 190L158 191L159 192V196L161 197L160 202H163V200H164L168 204L173 203L174 205L176 204V206L178 205L177 207H173L174 209H178L180 206L182 207L180 209L181 212L179 211L180 212L179 215L182 216L181 217V223L179 224V230L176 231L175 233L177 235L179 234L177 237L180 238V240H181L180 242L181 243H183V244H186L187 243L188 244V243L192 242L193 243V247H194V246H197V245H195L194 242L190 238L189 239H186V233L185 232H202L203 230H206L207 231L206 233H209L212 229H214V226H218V227L221 226L222 220H220V219H222V218H220V217H222V216L219 214L220 211H218V210H222L224 208V206H226L229 203L230 204L232 203L230 205L231 207L237 206L238 204H240V202L242 200V196H240L239 193H237V194L235 193L236 194V200H235V202H231V201L225 200V203H224V200L221 199L222 197L221 198H218V199L216 198V200L212 201V204L213 205L211 204L208 207V209H207L205 206H202V204H203V201H204V195H205L204 193H206L208 189H206V191H201L200 193H195L194 191H191V187H190L189 184H187V185H183L182 184V173H181V171L179 169L178 170H171ZM22 173L24 174L23 176L25 178L22 176ZM83 173H84V171L81 174H83ZM99 173H100V175H99ZM119 175H122V176H119ZM36 176H38V174ZM189 176L192 177V174L190 173ZM14 178H16V179H14ZM47 178L49 180L51 179L50 181H51V183L52 182L53 183L52 184L51 183L45 184V182L48 180ZM216 178H218V177H216ZM20 179H21V181H20ZM26 179H27V181H26ZM44 179H46V180H44ZM156 179H152V181H155ZM211 179H214V178H211ZM233 180L234 179H231V181H233ZM68 181H70V180H68ZM250 181H251L252 186L250 185ZM3 182H4V184L7 185V187H6V185L3 184ZM112 182H113V185H112ZM157 182H159V181L156 180V183ZM152 183H154V182H152ZM8 184H10V185H8ZM49 184L50 185H53L54 184V185L53 186H50ZM65 184H67V185H65ZM103 184H105V185H103ZM93 185H94V183H93ZM1 186L2 187L4 186L3 189H2ZM62 186H64V187H62ZM8 187H10V189H8ZM14 187H16V188H14ZM239 187H240V185H239ZM245 187L247 188V190L245 189ZM250 187H252V188H250ZM4 189H5V191H4ZM90 189H93V188L91 187V188H89V190L88 189H85L88 192H85V190H83L84 193H83V191H81L80 194H73L69 198V200L67 202L61 201V200H64V198H61V200H60L59 196L50 197L49 198V200H51V202L49 204L50 207L47 205V206L41 208V211L43 210V212H42V214H38V216H39L38 219H41L43 221H48V222H51V220H52V222L50 223L51 226L48 227V232L46 231L47 230V227H46V229L45 228H42L43 230L42 229L40 230V232H39L40 234L39 233H36L37 240L40 241V242H42L43 245H46V244H49L50 241L55 242V241H57L56 239H58V241L61 240V243L65 245L66 239H62V238L63 237H66V238L69 239V236H70V240L67 243V247L68 248H71V246H70V243L72 242L71 237L73 238L74 235H77V234L75 233V229L74 228L72 229L74 235L71 234V233H68L67 231L71 230V228L74 227V226H76L77 224L84 223L82 221V218L84 216L83 217L82 216L79 217L78 215H80V214H78V212L79 213L82 212V210H81L82 206H80V204L81 203H84V201H83L84 198H85V200H91V197H92L93 194L91 193L92 190H90ZM211 189L217 190V188H210L209 190H210L211 193H213L211 191ZM163 190L165 191V193H169V195L163 193ZM7 192L9 194H7ZM173 192H174V194H173ZM236 192H238V191H236ZM23 193L25 194L26 197L25 196H22ZM86 193H89V194H86ZM90 193H91V195H90ZM193 193H195L196 195H192ZM17 194L18 195L21 194L20 195L21 198ZM33 194L35 196H32ZM8 195H9L10 198L7 197ZM78 195H80L82 199ZM262 195H264V194H262ZM74 196H78L80 198V201H81L80 204H77L76 202H74L75 201V199H73ZM87 196H89V198ZM2 197H3L4 201H3ZM194 197H196V200L194 199ZM246 197H248V194H247ZM11 198H13V199H11ZM167 198H169L170 200L167 199ZM8 199L9 200L11 199L12 201L11 200L9 201ZM14 199H17V200H14ZM59 200H60V202H59ZM226 201H227V204H226ZM260 201H262V199L249 198L246 201L245 206L249 209V212H250L255 207H258L259 208V202ZM7 202H8V204H6ZM114 202L117 204L116 207H115L116 208L115 211L106 212L103 215V217L107 220V221L105 220V223L106 224H111L112 221H113V223L111 224L112 226L113 225L116 226V225H118L120 223H124V228H125V221H127V222L133 224L134 231H136V232H137V229H141V230L146 231V232L155 229V230H160L161 233L163 234V233H167V232H170V231L173 230L170 227V226H172V225H170V223H171V221L169 220L170 218L169 217H165L162 212L160 213L159 211H155L154 214L149 213L150 215L149 214L148 215H142L144 218L142 216H137L136 217L135 216L136 213L130 211L132 208H134L133 207L134 206L133 204H132L133 206L128 205V207L126 208L124 206V203H120V205H119V203L117 202V200L114 201ZM114 202L113 203L111 202L112 203L111 205H114ZM213 202H215L217 205H214L215 203H213ZM3 203H5V204H3ZM209 203H211V202H209ZM221 203L223 205H221ZM128 204H130V203H128ZM77 205H79V206H77ZM111 205H109V207H111ZM121 205H123V206H121ZM219 205H221V206H219ZM52 206H54V207H52ZM122 208H124V210ZM217 208H218V210H217ZM45 209L47 211H44ZM58 209H59V211H62V212H59ZM149 209L151 210V212H153L152 206ZM224 209H226V208H224ZM262 209L264 210V208H262ZM118 211H119V213H118ZM116 212H117V215H116ZM68 213H70V214H68ZM54 214H55L56 217L54 216ZM127 214H128V216H127ZM186 214H187V216H186ZM218 214H219L218 219L221 222V224H219L220 222H217L216 219L213 217V216H218ZM129 215H131V216H129ZM151 215L154 216V217L152 216V218H151L152 220L150 219ZM252 215L255 216V213H252ZM42 216H44V217H42ZM65 216H66V218H65ZM76 216H77V218H76ZM119 216H121L120 217L121 219L119 218ZM155 216H157V217H155ZM161 216L163 218H161ZM1 217H2V214H1ZM134 217H136L137 219L134 218ZM89 218L92 219V220L93 219L94 220H98V216H90ZM66 219H68V220H66ZM0 222H1V224L3 223L0 226V229H2V230H0V233L3 232V234L1 233V235H2V237L5 238L4 239V238L0 237V243L1 244L3 243L2 245L0 244L1 245V247H0V255H3L4 253L10 254L12 252V251L10 252V250H13L14 251L16 249V248H14L12 246L11 243H14L15 242V239L21 236L22 229H21V226H17L18 224H14L15 222L8 221L9 223L11 222L10 224H8L10 227L7 226L8 228H6V230L4 231L3 229H4V227H6V224L8 222L7 223H6V221L5 222L4 221H0ZM12 223L15 225V227H14V225ZM54 223H55V226L57 228L54 226ZM4 224H5V226H4ZM206 226L209 227V230L210 231L208 229H206ZM54 227H55V229H53ZM10 228L12 230H14V231L16 229V231H15L16 233L14 232L15 233L14 234L10 230ZM100 229H102V228H100ZM117 230H119V232H120L121 235L125 236L124 235L125 232L122 229L117 228ZM41 231H43V232L41 233ZM50 232L51 233L53 232V235H51ZM136 232H133V233H136ZM65 233H68L69 235H67ZM181 234H183V235H181ZM46 236H49V237H46ZM50 236H52V237H50ZM93 237H95V238H93ZM6 238H8L10 240L12 239V240L10 241V240H7ZM22 238L23 237L20 238V241L21 242L24 241V239H22ZM45 238H46L47 242H46ZM92 238L94 240H96V242H98L99 240H101L102 242H101V246L100 247H101L102 250L103 249L106 250V247L108 245L106 243L109 242V238H105L103 240V238H101L100 235H92ZM34 240H35V236H34ZM130 240H132V239H126L125 238V241H130ZM6 241H7V243H6ZM241 242L242 243L243 242L245 243L246 240H242ZM102 243L103 244L105 243V244L103 245ZM141 243H144V242L139 240L138 241V244H141ZM114 245L115 244H113L112 246L110 245L111 247L109 248L110 249V253L112 252L111 255H113L114 252H115L114 251L115 250L114 248L116 247V245L115 246ZM131 245L132 244H130V246ZM2 246H4V247L2 248ZM244 246H246V245H244ZM5 247H6L7 250L5 249ZM102 247H104V248H102ZM246 247H248V246H246ZM1 248H2V250H1ZM243 248H245V247H243ZM18 249L19 250L22 249L21 246H20V248L18 247ZM83 250L84 249L82 248V251ZM216 250H219V249L216 248ZM8 251L10 253H8ZM105 253H106V251H103V254H105ZM112 257L113 256H111V258ZM93 258L94 257H91L90 259H93ZM94 259H96V258H94ZM97 262H99V260ZM0 264H5V260H2V262H0Z\"/></svg>", "mask_w": 264, "mask_h": 264}]
</instances>
